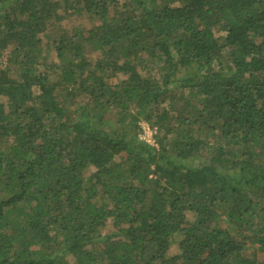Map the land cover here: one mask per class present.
Returning a JSON list of instances; mask_svg holds the SVG:
<instances>
[{"label":"trees","instance_id":"trees-1","mask_svg":"<svg viewBox=\"0 0 264 264\" xmlns=\"http://www.w3.org/2000/svg\"><path fill=\"white\" fill-rule=\"evenodd\" d=\"M260 254L264 0H0V264Z\"/></svg>","mask_w":264,"mask_h":264},{"label":"rangeland","instance_id":"rangeland-1","mask_svg":"<svg viewBox=\"0 0 264 264\" xmlns=\"http://www.w3.org/2000/svg\"><path fill=\"white\" fill-rule=\"evenodd\" d=\"M61 26L63 27V29L71 30L72 28L78 27V26H84L85 28H89L91 25H90V22L87 20L86 16L73 14V15H69L68 17L63 19L62 22L60 23V27ZM60 32H61V29L59 27H54L51 29V34L53 35V36L52 35L51 36L55 37ZM46 40H49V38L44 39V41H46ZM49 44H50V46H49V49H50L49 57L45 60V62H47V63L57 62L58 59L56 58V53H55L54 47H53L51 42ZM87 57L92 59V60L95 59V55H91L90 53H87ZM5 59L6 58L4 57L3 60H5ZM147 124L145 121H141L142 126H144V125L146 126ZM151 130H152L151 140H152V142L155 143L156 139H155L154 134L156 133V130H155V128H151ZM144 136H145V134L143 135V133L141 132V137H144ZM111 228H112V225L109 224V225H107L105 231L108 232L111 230ZM173 251H175V247H173ZM260 258H264V254H260Z\"/></svg>","mask_w":264,"mask_h":264},{"label":"built area","instance_id":"built-area-1","mask_svg":"<svg viewBox=\"0 0 264 264\" xmlns=\"http://www.w3.org/2000/svg\"><path fill=\"white\" fill-rule=\"evenodd\" d=\"M142 127H143L142 133H143V135L145 134V136L141 137V138L146 140L148 143L154 144V142H152V140H151L152 130H151L150 126L147 124L146 126L144 125Z\"/></svg>","mask_w":264,"mask_h":264}]
</instances>
